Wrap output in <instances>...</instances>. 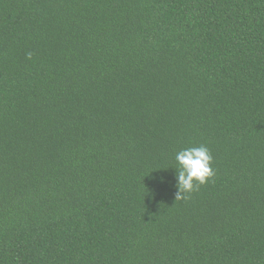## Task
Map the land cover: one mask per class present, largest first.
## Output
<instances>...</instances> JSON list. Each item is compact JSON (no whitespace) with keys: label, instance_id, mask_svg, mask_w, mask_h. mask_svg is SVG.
I'll use <instances>...</instances> for the list:
<instances>
[{"label":"trees","instance_id":"1","mask_svg":"<svg viewBox=\"0 0 264 264\" xmlns=\"http://www.w3.org/2000/svg\"><path fill=\"white\" fill-rule=\"evenodd\" d=\"M0 264H264V0H0Z\"/></svg>","mask_w":264,"mask_h":264},{"label":"clouds","instance_id":"2","mask_svg":"<svg viewBox=\"0 0 264 264\" xmlns=\"http://www.w3.org/2000/svg\"><path fill=\"white\" fill-rule=\"evenodd\" d=\"M175 161V186L177 188L175 200L188 199L191 193L215 175L211 167L213 157L205 145L179 151L175 155ZM161 182H164L163 178Z\"/></svg>","mask_w":264,"mask_h":264}]
</instances>
